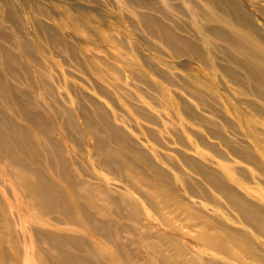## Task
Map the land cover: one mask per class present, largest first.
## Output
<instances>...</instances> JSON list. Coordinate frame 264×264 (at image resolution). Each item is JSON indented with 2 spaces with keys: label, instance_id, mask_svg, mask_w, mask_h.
<instances>
[{
  "label": "rangeland",
  "instance_id": "1",
  "mask_svg": "<svg viewBox=\"0 0 264 264\" xmlns=\"http://www.w3.org/2000/svg\"><path fill=\"white\" fill-rule=\"evenodd\" d=\"M217 1L219 6L231 3L240 8L264 34V0ZM213 6L212 0H0V71L5 79L28 94L29 110L52 125V136L65 148L79 179L102 184L115 196L136 199L144 212L154 215L142 195L120 172L102 165L96 137L84 119L90 112L97 116L96 108H100L104 116L108 115L110 125L126 135L129 144L142 150L153 163L167 169L172 176L180 172L186 175L196 194L188 192L186 182L176 179L175 185L181 188L184 200L200 206L228 227L246 233L259 252L264 253V236L244 222L224 195L184 160L190 157L209 168L245 197L251 208L264 211V115L254 107L264 106V100L255 94L244 70L223 53L226 43L209 32L211 28H220L237 33L227 22L205 19L213 13ZM199 23L208 26V30H201ZM162 29L174 34L178 47L174 46L175 41L173 45L166 41ZM206 35L210 40H206ZM6 52L15 56L11 66L16 74L10 78L5 69ZM60 108L74 117L83 135L76 133L70 137L71 131L63 124L65 118L56 115ZM0 109L35 134V129L1 97ZM213 128H219L235 145L249 148L259 164L233 154L223 140L213 136ZM104 139L114 150L131 156L128 148L107 137ZM26 163L36 167L32 160ZM144 169L150 178L156 176L152 169ZM42 170L52 182L63 183L59 172H53L47 162ZM4 174L0 171V195L3 203L13 209L23 202H16L12 185ZM66 202L74 209L69 198ZM100 203L109 206L103 200ZM89 210L99 220L129 224L115 214L100 215L94 205ZM74 214L78 216L76 211ZM51 216L59 218L57 213ZM176 224L182 225L178 220ZM23 225L25 231L18 230L20 237H28L31 227H40L34 220H26ZM160 228L174 232L166 226ZM195 233L182 228L177 238L191 246L193 252L199 250L206 257L238 264L195 243L191 240ZM82 237L91 241L100 239L90 230H83ZM30 241L26 238L27 243ZM139 247L133 246V250L143 259V264H158L146 248Z\"/></svg>",
  "mask_w": 264,
  "mask_h": 264
},
{
  "label": "bare ground",
  "instance_id": "2",
  "mask_svg": "<svg viewBox=\"0 0 264 264\" xmlns=\"http://www.w3.org/2000/svg\"><path fill=\"white\" fill-rule=\"evenodd\" d=\"M212 1L213 13L210 12L205 19L227 22L235 27L237 33L231 34L220 28H211L209 32L212 37H218L226 43L223 53L244 70L247 82L255 94L264 100V34L240 8L231 3L219 6L217 0ZM198 26L203 31L208 30L204 23H199ZM161 31L168 43L173 45L176 42L174 46H179L169 29ZM207 39L210 40L209 35H206ZM185 46L190 48L191 44L185 43ZM14 61L15 56L6 52L5 69L8 77L16 74L11 66ZM2 74L3 71H0V97L8 107L20 113L21 118L35 129V134L0 109V171H4L5 180L12 185V196L16 202H23L22 205H14L12 209L3 203L0 195V264H143V259L137 252L134 253L133 246L135 249H139V246L146 248L158 264H228L206 257L199 250L193 252L191 246L183 244L177 238V233L182 228L196 231L191 235V240L198 245L215 250L238 264H264V253L259 252L257 245L246 233L228 227L200 206L181 197L184 195L181 188L179 190L175 185L176 179L186 182L188 192L196 194L183 172L172 176L167 169L153 163L142 150L129 144L126 135L110 125L106 118L108 115L104 116L100 108H96L97 116L90 112L85 114L84 119L88 130L96 137L97 151L103 156L102 165L120 172V176L142 195L154 215L150 211L144 212L141 202L136 199L115 196L102 184L79 179L71 168L65 148L52 136V125L29 110L31 99L28 94ZM254 107L264 115V106ZM81 111L83 117V109ZM56 115L65 118L63 124L71 131L70 137L76 133L83 135L74 117L66 109L56 110ZM212 134L223 140L233 154L249 163L259 164L249 148L235 145L224 137L219 128H213ZM105 137L128 148L131 156L111 148L105 142ZM259 137L257 135L258 140ZM189 158H184L188 166L223 194L244 222L264 236V211L251 208L248 200L229 187L221 176ZM26 160H32L36 167L29 166ZM45 162L53 172H59L62 184L52 182L43 172L42 165ZM145 167L152 169L156 176L150 178ZM67 198L74 209L66 205ZM102 200L109 206L100 203ZM90 205H94L104 217L115 214L128 220L129 224L99 220L89 210ZM75 211L78 216L74 214ZM51 213H57L59 218L53 219ZM76 216L80 220L78 223L75 221ZM26 220H34L40 227H31L28 237H20L18 230L21 233L25 231L23 224ZM176 220L182 225L176 224ZM161 226L174 232L167 233L161 230ZM83 230H90L100 239H83ZM136 236L139 237L138 240ZM26 238L31 241L27 243ZM103 257L106 259L102 260Z\"/></svg>",
  "mask_w": 264,
  "mask_h": 264
}]
</instances>
